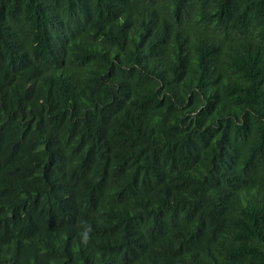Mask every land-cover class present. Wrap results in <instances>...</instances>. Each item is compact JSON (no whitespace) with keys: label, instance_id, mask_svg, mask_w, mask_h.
<instances>
[{"label":"trees","instance_id":"obj_1","mask_svg":"<svg viewBox=\"0 0 264 264\" xmlns=\"http://www.w3.org/2000/svg\"><path fill=\"white\" fill-rule=\"evenodd\" d=\"M0 264H264V0H0Z\"/></svg>","mask_w":264,"mask_h":264},{"label":"clouds","instance_id":"obj_2","mask_svg":"<svg viewBox=\"0 0 264 264\" xmlns=\"http://www.w3.org/2000/svg\"><path fill=\"white\" fill-rule=\"evenodd\" d=\"M87 238H88V236H87V231H85V232L83 233L82 239H83L84 241H86Z\"/></svg>","mask_w":264,"mask_h":264}]
</instances>
